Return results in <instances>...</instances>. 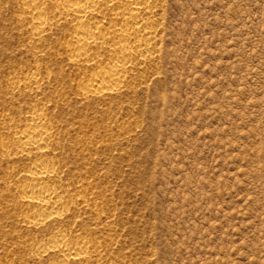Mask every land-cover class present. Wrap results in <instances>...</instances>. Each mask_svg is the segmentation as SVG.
<instances>
[{
  "label": "rangeland",
  "instance_id": "374dc122",
  "mask_svg": "<svg viewBox=\"0 0 264 264\" xmlns=\"http://www.w3.org/2000/svg\"><path fill=\"white\" fill-rule=\"evenodd\" d=\"M26 6L0 0V264H52L59 252L42 251L58 230L89 246L69 264H264V0H157L156 50L135 52L103 98L81 93L111 49L72 61L73 25L35 37ZM35 106L71 209L29 227L19 175L37 159L11 137L2 149V134Z\"/></svg>",
  "mask_w": 264,
  "mask_h": 264
},
{
  "label": "bare ground",
  "instance_id": "6f19581e",
  "mask_svg": "<svg viewBox=\"0 0 264 264\" xmlns=\"http://www.w3.org/2000/svg\"><path fill=\"white\" fill-rule=\"evenodd\" d=\"M156 1L60 0L58 4L55 2L56 8V5L52 4L53 0H26V9L31 16V25L28 28L35 37L40 38L50 30L54 19L72 24L73 26H70L73 28V34L66 45L72 61L79 62L85 59L93 61L98 57L96 56L98 53L93 50L110 48L108 54L110 63L95 64L81 93L82 95L91 93L103 98L118 92L129 80L131 66L137 61L135 52L152 55L156 50V28L154 29L155 25L150 20L156 12ZM50 5L57 10L53 8V11ZM106 13L114 15L111 19L119 25H114V22L111 25L103 24L102 19ZM147 56L140 63L147 62ZM32 83L38 85L37 79L33 78ZM42 104L44 106V102ZM44 108L40 111L41 108L35 106V109L29 112L27 118L29 124L25 128L20 127V124H12L11 133L15 134L12 136L2 134L4 137L2 149L10 147L11 137L19 148H22L21 155L37 159L28 175L25 174L23 177L19 175L23 183L18 186V192L22 195L23 201L37 206L35 210H24L25 217L22 219L29 227H39L49 221H58L71 209V204L59 195L58 189L50 185L55 178L54 162L44 155L50 148L54 133L44 124ZM6 139L10 141L7 142ZM44 246L42 253L59 252L52 264H69L72 259L83 260L89 253V246L84 242V237L80 236L72 241L65 238L61 230L48 236Z\"/></svg>",
  "mask_w": 264,
  "mask_h": 264
}]
</instances>
